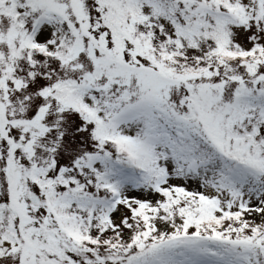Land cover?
Returning <instances> with one entry per match:
<instances>
[{
    "label": "rangeland",
    "instance_id": "rangeland-1",
    "mask_svg": "<svg viewBox=\"0 0 264 264\" xmlns=\"http://www.w3.org/2000/svg\"><path fill=\"white\" fill-rule=\"evenodd\" d=\"M257 245L264 0H0V264H262Z\"/></svg>",
    "mask_w": 264,
    "mask_h": 264
},
{
    "label": "trees",
    "instance_id": "trees-1",
    "mask_svg": "<svg viewBox=\"0 0 264 264\" xmlns=\"http://www.w3.org/2000/svg\"><path fill=\"white\" fill-rule=\"evenodd\" d=\"M184 214H186L185 211H184ZM184 222H185V224H189L188 221H184ZM182 242H183V238H182V237H176V238H174L173 240L169 241L168 244L171 245V247H174V250H177L178 246H179ZM236 245H237V244H236ZM257 247L259 248V250H260V252H261V254H262V257H264V246L262 245V246L259 247V246L257 245ZM174 252H175V251H174ZM157 253H158V252L153 253L152 256L157 257ZM262 259H263V261H264V258H262Z\"/></svg>",
    "mask_w": 264,
    "mask_h": 264
},
{
    "label": "bare ground",
    "instance_id": "bare-ground-1",
    "mask_svg": "<svg viewBox=\"0 0 264 264\" xmlns=\"http://www.w3.org/2000/svg\"><path fill=\"white\" fill-rule=\"evenodd\" d=\"M50 37V36H49ZM48 37H45L44 39H47Z\"/></svg>",
    "mask_w": 264,
    "mask_h": 264
}]
</instances>
